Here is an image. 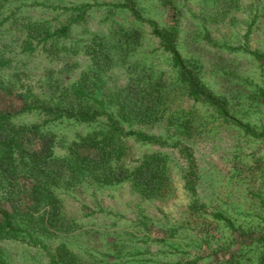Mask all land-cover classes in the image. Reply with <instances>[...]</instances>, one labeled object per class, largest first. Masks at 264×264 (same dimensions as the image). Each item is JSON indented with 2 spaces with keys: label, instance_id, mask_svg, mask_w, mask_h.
Here are the masks:
<instances>
[{
  "label": "rangeland",
  "instance_id": "374dc122",
  "mask_svg": "<svg viewBox=\"0 0 264 264\" xmlns=\"http://www.w3.org/2000/svg\"><path fill=\"white\" fill-rule=\"evenodd\" d=\"M124 2L3 0L0 80L13 90L10 93L31 89L40 98L58 101L62 89L80 79L89 80L92 70H100L106 80L101 89L91 83L87 89L103 94L126 86L132 76L152 70L172 77L169 55L151 36L149 26L135 20L128 9L114 6ZM175 2L181 12L178 42L183 55L202 66L206 83L217 93L233 106L244 107L239 117L252 121L260 118L256 127L261 130L264 116L245 101L255 86L262 84V68L249 53L228 46L247 43L251 49L264 51V0ZM73 5L89 9L83 20L73 23L69 36H52L45 44L40 41L43 35L30 30L29 25L35 23L51 32L69 23L78 13L66 10ZM137 8L161 26L172 23V13L159 0H137ZM253 17L256 23L246 39ZM118 30L120 34L139 30L138 44L129 49V42L126 37L120 39ZM94 38L109 48L110 68L103 58L96 65V53L88 52L86 44ZM29 42L33 51L25 48ZM182 100L177 103L185 105ZM16 103L12 95L0 93L3 106L13 108ZM250 106L253 109L248 110ZM199 110L207 118L206 132L183 140L195 161V191L186 184L185 173L192 169L185 151L129 137V165L146 155L164 157L169 181L161 194L141 196L128 182L106 186L84 182L58 188L67 218L74 225L66 232L46 235V241L53 247L65 243L76 264H260L264 256V239L259 237H264V141L225 124L207 106L200 105ZM44 120L38 112L15 117L19 123ZM98 124L52 120L48 127L58 139L67 141L95 130ZM58 142L56 154H67V144ZM0 246L9 264H52L47 253L32 246L27 238L0 240Z\"/></svg>",
  "mask_w": 264,
  "mask_h": 264
},
{
  "label": "trees",
  "instance_id": "16d2710c",
  "mask_svg": "<svg viewBox=\"0 0 264 264\" xmlns=\"http://www.w3.org/2000/svg\"><path fill=\"white\" fill-rule=\"evenodd\" d=\"M159 1L164 9L172 13V23L166 26L146 18L137 8V0H125L123 4L114 6L128 9L135 20L149 26L151 36L169 55L172 77L165 78L164 74L152 70L144 75L132 76L126 86L103 94L87 89L90 83L101 89L106 80V75L100 70H92L88 83L86 78L66 86L58 94V101H53V97L50 100L40 98L31 89L10 93L13 90L0 80V93L12 95L13 101H17L13 108L0 104V240L27 238L32 246L47 253L52 264H76L75 255L65 243L53 247L44 238L66 232L70 225H74L67 218L56 189L71 188L84 182L98 186L128 182L139 195L152 197L161 194L169 181L162 156L146 155L135 165L126 162L129 137L171 145L185 151L192 169L185 173L186 184L195 191V161L183 140L206 132L204 120L207 118L200 113V105L213 110L217 119L239 128L246 136L264 141V125L260 124L261 130L256 127L260 118L252 121L239 117L238 113L244 107L233 106L227 97L217 93L206 83L202 66L183 55L178 42L181 12L175 0ZM88 9L86 5L67 7L66 10L78 13L69 23L52 32L48 28L41 29L39 23L29 27L33 33L43 35L40 41L46 44L52 36H69L73 23L83 20ZM255 23L256 17L250 18L244 35L246 39L253 32ZM117 33L120 39L126 37L129 49L140 40L139 30L123 34L118 30ZM30 45L31 42L25 48L33 51L35 48ZM86 47L88 52L96 53L99 58L93 56L96 65L103 58L109 61L111 67L110 50L104 42L94 38ZM228 48L249 53L262 68V84L255 86L245 102L256 106L262 113H259L260 116H264V51L251 49L247 43ZM179 98L185 100V105L177 103ZM251 109L253 107L250 106L248 110ZM34 112L44 116V122L15 121L20 114ZM52 120L99 124L93 131L64 141L58 139L53 129L48 127ZM149 129L156 132L151 133ZM58 141L67 144V154H56ZM215 215L231 223L223 214ZM259 237L264 239L263 236ZM259 263L264 264V256H261ZM0 264H9L1 246Z\"/></svg>",
  "mask_w": 264,
  "mask_h": 264
}]
</instances>
